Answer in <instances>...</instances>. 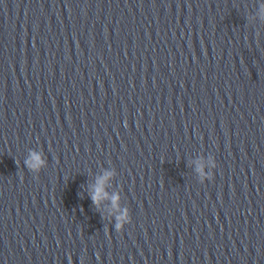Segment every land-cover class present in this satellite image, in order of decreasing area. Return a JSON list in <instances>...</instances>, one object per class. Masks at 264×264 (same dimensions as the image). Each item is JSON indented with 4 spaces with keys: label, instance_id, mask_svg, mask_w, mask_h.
Masks as SVG:
<instances>
[{
    "label": "water",
    "instance_id": "95a60500",
    "mask_svg": "<svg viewBox=\"0 0 264 264\" xmlns=\"http://www.w3.org/2000/svg\"><path fill=\"white\" fill-rule=\"evenodd\" d=\"M261 5L0 0V264H264Z\"/></svg>",
    "mask_w": 264,
    "mask_h": 264
},
{
    "label": "clouds",
    "instance_id": "9594fccd",
    "mask_svg": "<svg viewBox=\"0 0 264 264\" xmlns=\"http://www.w3.org/2000/svg\"><path fill=\"white\" fill-rule=\"evenodd\" d=\"M259 15L264 18V0H262ZM24 164L32 172L39 173L46 168L47 160L43 152L32 150L27 160L24 161ZM216 167L215 157L211 155L206 159L198 160L196 162V172L200 181L205 182L211 180L213 175L210 169H215ZM115 175L116 173L114 171H106L94 187L91 198L98 208H102L105 201L110 202L111 207L108 209L107 215L111 220L115 221V228L118 231H123L132 222V217L130 208L123 206L121 195L119 193L112 194L107 191V187Z\"/></svg>",
    "mask_w": 264,
    "mask_h": 264
}]
</instances>
